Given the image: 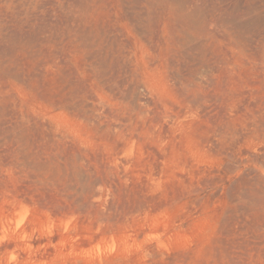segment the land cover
Segmentation results:
<instances>
[{
    "label": "rangeland",
    "instance_id": "obj_1",
    "mask_svg": "<svg viewBox=\"0 0 264 264\" xmlns=\"http://www.w3.org/2000/svg\"><path fill=\"white\" fill-rule=\"evenodd\" d=\"M0 264H264V0H0Z\"/></svg>",
    "mask_w": 264,
    "mask_h": 264
}]
</instances>
